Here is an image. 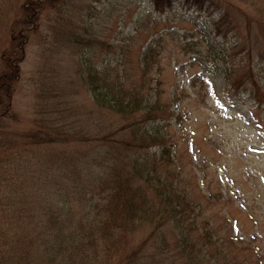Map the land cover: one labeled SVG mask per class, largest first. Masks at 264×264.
<instances>
[{
    "label": "rangeland",
    "instance_id": "1",
    "mask_svg": "<svg viewBox=\"0 0 264 264\" xmlns=\"http://www.w3.org/2000/svg\"><path fill=\"white\" fill-rule=\"evenodd\" d=\"M29 1L41 4L27 26L22 8ZM247 1L0 0V54L12 30H28L13 88L15 130L46 121L89 139L31 153L32 214H45L48 180L58 170L62 190L90 191L145 153L94 139L115 134L119 141L129 131L120 132L122 118L98 106L86 72L112 81L119 72L130 87L140 81L143 52L161 39L150 85L159 76L164 101L177 92L181 116L159 130L173 144L192 197L211 199L207 213L224 233L239 231L244 242L257 234L241 255L264 256V0Z\"/></svg>",
    "mask_w": 264,
    "mask_h": 264
},
{
    "label": "trees",
    "instance_id": "2",
    "mask_svg": "<svg viewBox=\"0 0 264 264\" xmlns=\"http://www.w3.org/2000/svg\"><path fill=\"white\" fill-rule=\"evenodd\" d=\"M26 4L22 18L28 26L41 3ZM27 39L26 28L12 30L9 46L0 54V264H264V256L240 253L252 249L256 233L249 242L239 231L224 233L207 213L211 199L192 197L173 144L159 130L161 122L181 116L174 109L177 92L172 101H164L159 76L150 85L149 73L159 68L161 53L155 42L161 39L143 52L140 81L130 87L119 72L113 81L107 74L86 72L98 106L122 118L120 132L129 131L119 141L115 134L94 139L145 153L128 170L102 176L90 191L84 185L72 193L62 190L58 170V177L48 180L45 214H32L36 171L31 153L89 139L46 121L15 130L13 88L26 58Z\"/></svg>",
    "mask_w": 264,
    "mask_h": 264
}]
</instances>
